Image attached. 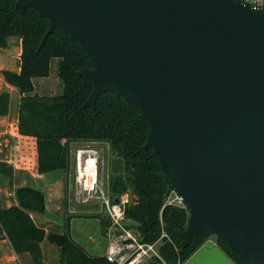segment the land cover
<instances>
[{
  "label": "water",
  "instance_id": "obj_1",
  "mask_svg": "<svg viewBox=\"0 0 264 264\" xmlns=\"http://www.w3.org/2000/svg\"><path fill=\"white\" fill-rule=\"evenodd\" d=\"M89 57L84 105L114 91L149 124L143 148L188 218L248 264H264V5L242 0H16ZM114 199H116L114 197ZM194 262V263H193ZM233 264L211 240L182 264Z\"/></svg>",
  "mask_w": 264,
  "mask_h": 264
},
{
  "label": "trees",
  "instance_id": "obj_2",
  "mask_svg": "<svg viewBox=\"0 0 264 264\" xmlns=\"http://www.w3.org/2000/svg\"><path fill=\"white\" fill-rule=\"evenodd\" d=\"M16 0H0V47L9 35L20 36L22 51L18 72L4 70V79L19 88L18 132L36 140L37 160L32 168L38 172L66 171L67 144L83 141L107 142L122 160L123 175L111 176L110 191L117 195L127 187L133 193L126 208L129 227L140 231V239L155 242L161 239L160 258L167 264L183 263L198 247L210 239V232L194 234L186 245L177 234L185 228V208L164 200L167 184L151 147L143 148L149 124L140 109L114 91L101 93L94 107L84 105L92 90V82L77 71L91 67L88 55L77 40L55 26L37 49L47 29V17H40L28 6L24 11ZM51 57H59L57 73L63 82V93L29 94L32 77L46 76ZM9 94L0 92V115L8 111ZM13 167L0 160V174L12 182ZM16 205L0 209V238L6 237L16 253H29L34 264H45L40 242L46 238L60 250V264H111L103 255H91L68 234L47 232L33 221L30 212L44 213V194L39 188L24 185L15 190ZM102 232L109 220L99 217ZM67 228V222L64 223ZM162 232L164 233L163 236ZM216 246L235 264H248L234 254L227 243L215 237ZM151 261V262H152ZM155 263V262H154Z\"/></svg>",
  "mask_w": 264,
  "mask_h": 264
},
{
  "label": "crops",
  "instance_id": "obj_3",
  "mask_svg": "<svg viewBox=\"0 0 264 264\" xmlns=\"http://www.w3.org/2000/svg\"><path fill=\"white\" fill-rule=\"evenodd\" d=\"M21 41L20 36L9 35L6 37V45L0 47V92L7 91L9 94L8 111L6 114L0 115V160L11 164L13 167L11 183L0 174V209L16 205L15 190L18 187L30 185L39 188L44 194L45 212H30L35 224L47 232L63 233L66 231L63 230L65 221L69 225L70 220H72L71 218L75 216L91 217L100 226L102 240H97L92 237L90 239L96 242L91 245L85 244L82 241L77 242L73 240L89 254L102 255L106 247V238L102 232L99 215H104V212L96 202H78L75 198L73 187H70V182L74 178L76 168L75 150L89 146L98 149L101 155H103L104 146L108 147V143L101 141L72 142L73 144L68 149V166L66 171L38 172L32 168L37 160L36 140L20 134L17 129L18 106L21 92L18 87L8 83L2 74L4 70L14 72L20 70ZM58 61L59 57H51L49 60L48 74L46 76L32 77L33 88L29 94L56 95L63 92V82L57 73ZM71 161L74 163L73 172L70 171ZM67 232L70 235V232ZM211 241L215 240L213 239ZM54 245V243L49 242L46 238L40 242L45 264H60L59 247ZM94 245L96 246L94 247ZM96 248H102V251H94ZM228 259L235 264L230 258ZM0 264L34 263L29 253H16L9 240L3 237L0 238Z\"/></svg>",
  "mask_w": 264,
  "mask_h": 264
},
{
  "label": "built area",
  "instance_id": "obj_4",
  "mask_svg": "<svg viewBox=\"0 0 264 264\" xmlns=\"http://www.w3.org/2000/svg\"><path fill=\"white\" fill-rule=\"evenodd\" d=\"M242 1L252 6L264 5V0ZM74 154L76 168L73 182L76 200L80 203L96 202L109 220L104 229L106 247L102 254L106 260L111 264H148L150 260L160 258L158 249L161 239L155 242L143 241L140 239V231L136 227L128 226L130 220L126 216V208L131 203L132 196L127 191L117 195L110 191L109 177L107 178V172L104 171L100 151L84 146L76 149ZM88 161L93 162V173L87 167ZM164 200L168 204L183 207L180 197L174 192ZM163 235L162 232L161 236ZM212 243L216 245L215 241Z\"/></svg>",
  "mask_w": 264,
  "mask_h": 264
},
{
  "label": "rangeland",
  "instance_id": "obj_5",
  "mask_svg": "<svg viewBox=\"0 0 264 264\" xmlns=\"http://www.w3.org/2000/svg\"><path fill=\"white\" fill-rule=\"evenodd\" d=\"M61 93H63V92H61ZM72 144L73 143H68L67 149H69ZM94 146H96V145H94ZM100 155H101V152H100ZM101 156L103 157V161H104V171L107 172V175H108L107 178L109 177V179H110L111 176H115L118 174L123 175L122 167H121L122 166V160L115 154V152L111 149V147L109 145H108V147L104 146L103 155H101ZM99 167H100V165H99ZM70 171L71 172L74 171V163L72 161H71ZM70 183H71L70 187L72 186L73 191H74L73 180ZM125 191H127L131 196L133 195L130 187H127L125 189ZM72 194L73 193L71 190V195ZM70 197H72V196H70ZM99 217L108 219L107 216L105 215V213L102 216L99 215ZM71 219L72 220H70L69 225L67 224V228L64 227L63 230L69 231L72 239H74L77 242L82 241L83 243L88 244V245H91L94 242H96V241L90 239L92 237L94 239H97V240L98 239L102 240L100 226L97 223V221H95L93 218L75 216ZM209 237L211 240H213V239L215 240V236L213 234H210ZM95 246L96 245H94V247ZM54 248H57V247H54ZM96 249H98V248H96ZM96 249H94V251H98V252L102 251V248H100L98 250H96ZM54 258H56V256H54ZM152 260H150L148 264H166L163 261H152ZM196 264H198V263L196 262Z\"/></svg>",
  "mask_w": 264,
  "mask_h": 264
},
{
  "label": "bare ground",
  "instance_id": "obj_6",
  "mask_svg": "<svg viewBox=\"0 0 264 264\" xmlns=\"http://www.w3.org/2000/svg\"><path fill=\"white\" fill-rule=\"evenodd\" d=\"M87 167H89V169L91 170V172L93 173V162L92 161H88V165Z\"/></svg>",
  "mask_w": 264,
  "mask_h": 264
}]
</instances>
